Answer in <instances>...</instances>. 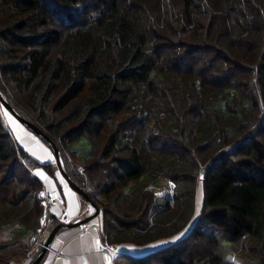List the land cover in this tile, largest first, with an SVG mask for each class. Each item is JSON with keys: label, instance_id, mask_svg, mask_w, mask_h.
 I'll use <instances>...</instances> for the list:
<instances>
[{"label": "trees", "instance_id": "16d2710c", "mask_svg": "<svg viewBox=\"0 0 264 264\" xmlns=\"http://www.w3.org/2000/svg\"><path fill=\"white\" fill-rule=\"evenodd\" d=\"M0 93L55 143L106 242L174 235L201 184L185 237L130 264H264V0H0ZM36 166L56 178L1 111L0 264L40 223Z\"/></svg>", "mask_w": 264, "mask_h": 264}, {"label": "crops", "instance_id": "0c3cea01", "mask_svg": "<svg viewBox=\"0 0 264 264\" xmlns=\"http://www.w3.org/2000/svg\"><path fill=\"white\" fill-rule=\"evenodd\" d=\"M17 130V129H16ZM19 132V130H18ZM28 153L35 156L41 163H54V155L50 147L29 133ZM23 134V135H24ZM34 174L48 188H57L60 191V199L51 206L50 214L59 218L61 221H76L87 215L91 207L74 189H72L61 177L62 185L55 181V178L49 175L43 167L33 168ZM83 199V200H82ZM93 219V218H92ZM92 219L88 222L71 227H62L57 231L44 257L38 264H103L107 260V255L97 248V240L102 239L100 222L93 223ZM164 241H152L142 246L132 243H118V252L115 255L124 259V255L143 256L151 251L157 250L166 245ZM26 255L20 262L14 261L13 264H25Z\"/></svg>", "mask_w": 264, "mask_h": 264}, {"label": "rangeland", "instance_id": "374dc122", "mask_svg": "<svg viewBox=\"0 0 264 264\" xmlns=\"http://www.w3.org/2000/svg\"><path fill=\"white\" fill-rule=\"evenodd\" d=\"M0 109H1L0 112L2 111V121L4 122V125L7 126V128L9 129V131H10L12 137L14 138V140L16 141L18 147L20 149H22L25 153H27L31 158H33V159L36 160V158H34L35 156H31L28 153V151L31 148H30V145H28V142H29L28 136H27V134L26 135L24 134V133L31 134L32 131L30 129L26 128L25 126H23L7 109H5L3 107V105L1 103H0ZM18 130H19V132H18ZM33 135H35L36 138L40 139V137L37 136L35 133H33ZM69 147H70L71 151H74V153H76V156H74L73 161L76 164H78L80 166V169H81V167L83 166L82 159L90 151V144H89V142L86 139H83L82 138V139H78V140L74 141L73 143H71L69 145ZM22 163H23L24 166L25 165H28V163L25 164L24 161ZM31 172L34 174L33 169L31 170ZM55 177H56L55 178V181L57 183L59 182L60 185H62L63 182H62L61 175H60L58 169L56 170ZM19 178L22 179L23 181H26V177L22 173L21 174L19 173ZM40 182H41L42 186H45L42 183L41 180H40ZM54 189H57V188H54ZM58 193H59V198L56 199L54 203H56V201H58L60 199L61 194H60V191L59 190H58ZM202 200H203V192H202L201 184H199L197 186V190H196V193H195V198H194V211L192 213V217L190 219V222L187 223V225L183 229H181L180 231H178L174 235L168 236L166 238L158 239L157 241L161 240V241H164L165 243L167 242V244L164 245V246H162L161 248L166 247V246H168V245H170L172 243H175V242H177L179 240H182L185 237V235L189 232L191 225L195 222L196 218L200 214L201 206H202ZM92 221H93V223H97L98 221L100 222V214L96 215L92 219ZM48 233H49V228L45 229V232L41 235L40 242H43L44 241V239H45V237L47 236ZM176 237H179V239H174ZM39 248H40V245H36L34 247L32 253L33 254L36 253V251ZM227 257H230V255L228 254ZM231 259L234 260V262L236 264H243V263H240V262L236 261V259H234L233 257H231ZM113 264H130V263L127 262L125 259H122V258L118 257L116 259V262L115 263L113 261Z\"/></svg>", "mask_w": 264, "mask_h": 264}, {"label": "water", "instance_id": "95a60500", "mask_svg": "<svg viewBox=\"0 0 264 264\" xmlns=\"http://www.w3.org/2000/svg\"><path fill=\"white\" fill-rule=\"evenodd\" d=\"M0 103L3 105L5 109H7L23 126L26 128L30 129L33 133H35L37 136H39L41 139L46 141V143L50 146L53 155H54V163L61 175V177L65 180V182L72 188L74 189L86 202L89 203L91 207V211L82 217L81 219H78L76 221H61L58 224H56L54 227H52L45 237L44 241L41 243V246L39 250L37 251L35 257L32 259L30 264H38L39 261L42 259L43 255L49 248L52 240L54 239L55 234L59 229L62 227H71L75 226L78 224H82L85 222L90 221L92 218H94L96 215L99 214L100 210L98 206L95 204V202L90 198L89 194L83 190L79 185H77L68 175L66 170L64 169L59 150L55 143L48 137V135L40 129L38 126H36L34 123L26 120L22 116H20L16 110L8 103V101L1 95L0 93ZM202 176V175H201ZM200 176V177H201Z\"/></svg>", "mask_w": 264, "mask_h": 264}, {"label": "built area", "instance_id": "2783aa9c", "mask_svg": "<svg viewBox=\"0 0 264 264\" xmlns=\"http://www.w3.org/2000/svg\"><path fill=\"white\" fill-rule=\"evenodd\" d=\"M37 197L40 199L43 212L40 217L39 225L29 237V245L26 255L32 253L36 245H41L40 237L45 232V229H47L48 224L52 219V215L50 214L51 206L54 204L55 200L59 198V193L57 189L42 186L37 191ZM96 245L99 251H102L107 255V260L103 264H113L115 255L119 250L118 244L116 242H106L102 239H98Z\"/></svg>", "mask_w": 264, "mask_h": 264}, {"label": "snow or ice", "instance_id": "6c2138e0", "mask_svg": "<svg viewBox=\"0 0 264 264\" xmlns=\"http://www.w3.org/2000/svg\"><path fill=\"white\" fill-rule=\"evenodd\" d=\"M43 195V194H42ZM174 239H179V237H176V238H174Z\"/></svg>", "mask_w": 264, "mask_h": 264}]
</instances>
